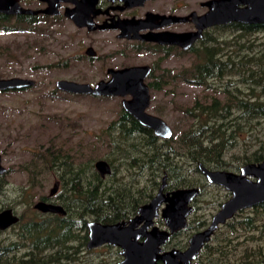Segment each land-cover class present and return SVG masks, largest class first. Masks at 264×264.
Returning a JSON list of instances; mask_svg holds the SVG:
<instances>
[{"label":"flooded vegetation","instance_id":"af4514ba","mask_svg":"<svg viewBox=\"0 0 264 264\" xmlns=\"http://www.w3.org/2000/svg\"><path fill=\"white\" fill-rule=\"evenodd\" d=\"M15 1L21 7L33 11L45 9L49 2H52V5L57 4V12L52 14L0 12V18L15 21L28 19L32 21L30 24H38L40 20L47 19H52L55 23L62 21L68 28H71V31L68 32L69 35L65 36L66 46L76 47L75 54H72L71 58L77 62L87 63L95 68L104 70V73L97 77L98 79L94 84L100 80H109L112 75L110 70L148 66V74L144 82L149 86V90L154 89L150 87V84L166 86L184 82L183 73L185 67L180 63L184 54L193 53L196 49H202L206 44L213 41H223L224 38L218 36L217 33L231 31V33L233 32L232 35H229L231 39L233 36H246L247 34L261 31L260 29L264 26V23L233 21L201 27L203 24L201 17L211 10L210 3L216 0ZM240 7H243V5H240ZM248 28H251V31L246 32ZM195 32H199L200 36L187 49H184L181 43H185L186 33ZM55 43L57 44L58 40ZM118 98L122 99L121 97ZM46 150H48L50 155V164L47 168L52 171V146L50 145ZM35 154L38 159H43L40 157L41 154ZM36 167L35 165L31 169L30 164L25 169L30 170L31 174L35 175L38 173L35 170ZM4 174L0 175V191L4 189L2 188L4 180L1 178ZM100 177L104 181L109 176ZM55 182H58V189L54 194H52L51 186L47 194L35 195L33 200L29 202L26 200L27 193H29L26 186L19 190L16 208L13 203H5L0 206V212L5 209H11L18 218L13 224L0 229V236L3 234L1 238L3 240L0 242V264H52V217L55 215L65 218L69 217L70 221L75 216L77 219L81 218L84 221L83 227L75 231V250L70 251L68 259L63 262L64 264H73V262L80 264H120L126 259L123 253L124 249L120 245L103 243L99 246L88 248V223L90 222L101 224L122 223V227H129L127 234L125 232V237L134 241L135 246H138L137 249L140 252L136 254L142 259H147L151 253L148 250L150 249L149 244H145L148 234L153 231L159 235L166 233V239L158 244L155 253L157 257L156 263L163 264V260L159 256L166 255L171 251L183 253L189 247L191 237L209 226L213 215L220 209L221 204L231 196L230 192L224 188L227 191L226 199L219 203L217 210L210 218L206 220L194 219L192 218L193 214L198 210L196 203L203 189L199 188V186H191L198 187L199 193L189 203L191 211L186 217V226L172 231L162 215L167 201H163L160 204L157 214L151 220L147 212H139L142 206L149 203L157 195L161 182L155 189L126 190L124 193L130 204L124 208L117 207L119 210L116 208V211L114 209L115 206L111 207L108 205L111 210H109V213H111L113 218L105 222L95 220V217L90 216L87 213L88 210L82 204L83 201H81V204L73 205L69 201L71 199L70 194H66L65 198L61 197L59 188L62 182L60 179H55L53 184ZM176 189L178 188L169 187V181L166 176V186L163 188L162 193H171ZM67 192L69 191L67 190ZM33 196L34 194H32ZM40 201L51 205H61L65 213L43 212L35 207V204ZM19 209L21 210L19 211ZM149 221L150 223H148ZM224 224L220 225L210 241L204 244L192 261L193 264H202V261H204V264L206 263V260H203L206 250L208 247H214L212 242L215 239V235ZM67 237L69 238L68 241H73L72 227H70L69 231L67 229ZM81 237L84 244L79 246ZM143 244L146 246L141 247ZM134 250L136 249L134 248Z\"/></svg>","mask_w":264,"mask_h":264},{"label":"rangeland","instance_id":"374dc122","mask_svg":"<svg viewBox=\"0 0 264 264\" xmlns=\"http://www.w3.org/2000/svg\"><path fill=\"white\" fill-rule=\"evenodd\" d=\"M10 23L14 24L15 20ZM70 31L71 28L62 21L55 23L52 19L40 20L38 24H23L22 28L13 32L0 30V78L24 77L35 80L32 88L0 91V155L3 166L7 168V172L1 177L4 189L0 191V206L13 203L16 208L19 190L26 186L29 191L26 200L31 202L35 195L47 194L54 180L60 179L63 168L56 167L50 171L47 168L49 163L38 159L35 154H47L50 160V155L45 151L50 145L61 148L63 154H69L74 166L84 167L87 177V164L94 165L98 159L110 161L115 173L107 177L103 184L111 187V190L115 188L125 192L128 189H152L153 180L158 184L161 182L163 174H158L154 179V176H150L149 169L141 170L137 164L132 165L131 154L129 157L124 156L129 149L120 143L121 138L116 131L107 135L110 122L118 117L122 109L120 98L69 94L55 88L58 79L94 84L97 77L104 73L103 69L71 58L76 47L66 46L65 43V36ZM221 33L217 35L224 40H231L229 35L233 32ZM245 39L258 46L259 42H264V30L247 34ZM194 56L195 53L184 54L181 65L188 67L195 60ZM225 82L226 79L216 80L211 88H204L184 81L168 84L162 89H151V102L147 111L163 118L171 126L174 132L172 145L177 147V136L188 124L184 109L191 106L197 98L205 101L211 96H218ZM262 139L264 121L255 125L253 133H242L238 138L239 146L234 152L239 153L242 149H250L255 145L256 148ZM230 154L233 153H229L227 158ZM173 160L183 168V173H193V164L185 156H177ZM30 164L31 169L37 166L35 170L38 173L35 175L25 169ZM227 169L238 172L233 167ZM200 181L208 183L204 178ZM59 191L63 198L69 194L61 183ZM226 196L224 188L205 184L196 203L198 210L192 218H210ZM69 201L73 205L80 204L72 199ZM226 232L222 226L212 245L229 243L225 237ZM2 235L0 242L3 240ZM262 235L264 236V232ZM246 236V233H241L239 238L231 236V244L240 243L235 254H229L231 260L241 257V245L249 244Z\"/></svg>","mask_w":264,"mask_h":264},{"label":"trees","instance_id":"16d2710c","mask_svg":"<svg viewBox=\"0 0 264 264\" xmlns=\"http://www.w3.org/2000/svg\"><path fill=\"white\" fill-rule=\"evenodd\" d=\"M10 21L1 17L0 30L13 32L23 24L32 23L28 19L16 20L14 24ZM249 31L251 28L246 30ZM249 41L245 36L238 35L231 40L213 41L193 51L195 60L184 68L185 82L204 88H211L216 80L226 79V82L218 96H211L205 101L197 98L184 109L188 124L177 136V147L172 145L173 137L165 140L157 137L150 128L121 109L118 117L110 122L107 135L113 131L119 134L120 143L129 149L124 156L129 157L131 154L132 165L137 164L141 170L149 169L154 179L160 173L166 175L171 188L199 186L203 189L207 183L200 181L204 177L199 171V163L209 169L228 170V167H233L239 171L243 164L264 160V139L258 142L256 148L255 145L239 153L234 152L239 146L238 138L242 133H253L255 125L264 121V42L254 46ZM164 86L150 84L154 89H162ZM9 91L19 90L5 92ZM178 149L182 152H178ZM231 152L233 154L227 158ZM177 156H185L192 162V174L183 173V168L173 160ZM40 157L50 164L47 154H41ZM87 166L88 177L84 167L73 165L69 154H63L61 148L52 147V168H63L59 178L71 199L80 204L83 201L90 216L105 222L113 218L108 205L115 206L116 211L117 207L124 208L130 201L124 192L111 190V187L103 184V179L92 163ZM114 173L112 166L108 176ZM158 185L153 180L151 187L155 189ZM69 221V217H52V264H64L70 251L75 250V231L83 227L84 221L75 216ZM70 227L73 241H68L67 237V229L69 231ZM223 227L227 231L225 237L229 243L233 240L231 236L239 238L241 233H246L249 244L241 245L242 255L238 260H231L229 254H235L240 243H217L213 248L208 247L203 259L206 264H264V202L238 211ZM83 244L81 237L79 246Z\"/></svg>","mask_w":264,"mask_h":264},{"label":"water","instance_id":"95a60500","mask_svg":"<svg viewBox=\"0 0 264 264\" xmlns=\"http://www.w3.org/2000/svg\"><path fill=\"white\" fill-rule=\"evenodd\" d=\"M51 1V0H48ZM243 5V7H240ZM211 10L201 17V27L211 24L240 22V23H264V0H216L210 3ZM0 12L13 14H52L57 12V4L49 2L42 10H29L21 7L15 0H0ZM199 32L186 33L185 43L181 45L187 49L191 43L199 37ZM148 66L128 67L118 70H110L111 78L107 81L100 80L95 84L78 82L70 79H58L55 88L69 94L91 95L95 97H121L123 110L134 117L140 124L150 128L154 134L162 139H170L174 132L171 126L161 117L147 111L150 105L151 95L149 86L144 82L148 74ZM35 80L24 77L0 78V91L21 90L31 88ZM94 168L100 176L110 175L111 165L104 159L94 162ZM199 171L207 182L217 184L230 192L231 196L220 206L213 215L209 226L195 233L189 247L183 252L171 251L166 255L159 256L163 264H193L201 248L208 243L218 229L227 220L231 219L240 210L251 208L264 202V160L249 162L240 166L238 172L225 169H209L203 164H198ZM0 155V175L6 172ZM166 186V175L162 177L159 192L139 212H147L150 220L157 214V209L163 201H167L162 215L172 231L186 226V217L191 211L189 203L198 195V187L178 188L171 193L163 194ZM58 189V182L52 186V194ZM35 207L43 212L65 213L61 205L37 202ZM18 220L11 209L0 212V229L13 224ZM150 223V221L148 222ZM124 224V223H123ZM125 225V224H124ZM89 242L88 248L99 246L103 243L120 245L124 249L126 259L120 264H157L156 247L166 239V233L157 234L155 231L148 234L145 244L150 247V255L142 259L139 255L138 246L134 241L125 237L129 227H122V223L101 224L98 222L88 223ZM124 231V232H123ZM143 244L141 247H145ZM135 246V247H134ZM134 248L136 250H134ZM135 252V253H134ZM137 253V254H136Z\"/></svg>","mask_w":264,"mask_h":264},{"label":"bare ground","instance_id":"6f19581e","mask_svg":"<svg viewBox=\"0 0 264 264\" xmlns=\"http://www.w3.org/2000/svg\"><path fill=\"white\" fill-rule=\"evenodd\" d=\"M146 78H147V77H146ZM36 85H37V84H36ZM164 140H165V139H164ZM201 164H202V163H201ZM235 215H236V214H235ZM234 217H235V216H234ZM234 217H233V218H234ZM233 218H232V219H233ZM225 224H226V223H225Z\"/></svg>","mask_w":264,"mask_h":264}]
</instances>
